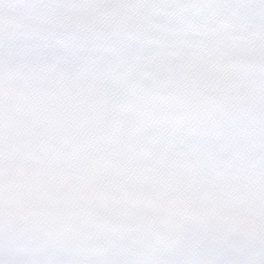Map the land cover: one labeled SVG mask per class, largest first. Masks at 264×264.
<instances>
[{
	"label": "snow or ice",
	"instance_id": "obj_1",
	"mask_svg": "<svg viewBox=\"0 0 264 264\" xmlns=\"http://www.w3.org/2000/svg\"><path fill=\"white\" fill-rule=\"evenodd\" d=\"M0 264H264V0H0Z\"/></svg>",
	"mask_w": 264,
	"mask_h": 264
}]
</instances>
